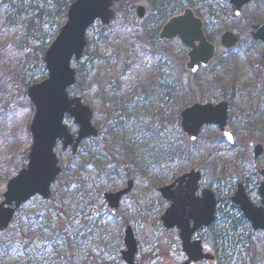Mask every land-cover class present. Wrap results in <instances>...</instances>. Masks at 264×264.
<instances>
[{
    "label": "rangeland",
    "instance_id": "rangeland-1",
    "mask_svg": "<svg viewBox=\"0 0 264 264\" xmlns=\"http://www.w3.org/2000/svg\"><path fill=\"white\" fill-rule=\"evenodd\" d=\"M30 1L34 0H28L29 4ZM35 1L34 7L38 9L47 8L51 11L54 5L53 0ZM193 1L198 6L192 9L202 11L201 18L207 24L206 35L216 46L215 60L208 68L196 74L190 73L186 68L188 50L178 39L161 42L157 36L155 40L146 43L147 46L156 45L158 48L156 62L158 68L161 67L166 84L173 80L179 81L186 86V90L191 87L190 96L188 95L185 102H180L176 108L174 103H166L153 97L144 104L143 114L146 117L130 118L122 135L137 143L136 166L127 160L119 145L114 144L113 137L107 136V122L102 113L98 90L91 88L89 100L85 101L82 89L72 88L69 91L70 95L82 98L84 104L93 111V125L99 130V137L84 141L75 156L72 155L71 149L63 151L62 145L58 143L55 154L59 159V165L63 172L66 168L70 169V175L66 177L61 175L57 179L52 186V197L49 201L36 197L24 204L17 211L8 230L0 232V264H33V261L41 259L40 257L46 261L45 264H121L117 257H121L120 252L124 250L123 235L126 226L133 229L139 244L136 259L138 264H141L142 260V264L183 263L185 255L182 253L178 231L165 230L161 222V217L169 207V203L162 199L159 189L170 185L191 170L201 172L202 186L213 190L220 197L222 203L219 206L221 212L218 217L221 223H228L226 218L228 214L239 219L236 216L237 212L229 205L234 190L231 191L232 186L230 189L228 187L232 184L236 186L238 178L236 179L233 173L225 177H214L212 173L215 172L214 164L219 168L226 158L233 161L237 156L241 159L240 167L243 169L249 144L264 146V71L259 66L253 65L254 59L249 50L252 47L250 37L252 25L256 22H264V2L259 8L256 0H252V3L243 10L241 18L236 19L233 15L231 18L228 15L218 23L213 22L208 15L212 6L210 1ZM66 2L68 6L71 5L70 0ZM149 3L150 0H123V4L114 7L116 15L121 12V17L130 19L131 25L134 24L133 37L136 33H143L144 30L141 29L143 27H146L147 33L155 28L152 22L147 21L150 16ZM139 6L147 10L146 18L141 22L136 17V9ZM215 6L220 10L229 7L232 14L229 0H218ZM66 21L67 18L63 16L55 19L44 17L41 26L45 33L50 35L45 43L44 52H42L44 42L33 41L35 38L31 36L27 38L32 39L29 40L31 47L22 46L27 34L24 27H16L9 35L0 36V204L4 201L3 196L8 184V180L4 177L10 174L17 175V172L10 168L20 162V153L28 151L32 143V138L30 142L25 141V128L27 123L30 126L35 111L33 106V109L30 108L27 91L31 86L48 79L43 58ZM60 25L63 26L60 28ZM100 27L102 26L98 22L90 29L87 33L88 41L93 40ZM225 32H232L240 38V44L233 49V54L239 60L238 83L228 92L221 90L226 81L223 84L219 83L220 85L217 83L224 74L216 68L218 58L226 57L228 52L220 43L221 36ZM117 47L119 44L113 46L111 44L104 47L101 53L104 57H108L113 55ZM86 59L84 57L81 62H73V68L78 71ZM97 68L101 75L105 72L104 67L97 66ZM214 69L217 72L213 73ZM251 69H254V72ZM114 70L119 71L116 68L110 69V72ZM154 72V69L151 70L152 74ZM197 83L202 85V90L196 87ZM220 102H228L230 106L228 127L235 136L236 143L233 147H229L225 142L214 143L215 134L219 133L218 129L205 130L196 142H199L198 146H203L198 151L200 153L196 152L181 164L155 165L154 158L156 160L160 142L157 138L148 135L147 129L151 127L154 133H159V140L162 143L168 139L171 141L173 137L190 143L180 127V113L184 109L183 106ZM259 112L261 118L258 117ZM64 124L70 134L76 138L79 127L74 119L66 116ZM179 129L183 134L182 137ZM113 146V155H111L107 152V148ZM260 164L264 167V157ZM183 166L184 168L180 169ZM129 181L134 182V188L122 199L118 214L112 216L104 195L123 190ZM81 183H84L86 188L93 187L95 190L84 196L78 190ZM64 193L73 196L60 201L57 197ZM252 198L256 200L257 196L253 194ZM109 223L110 230H104ZM95 225L101 228L95 229ZM149 225H153L154 228L152 237L146 232ZM238 226L237 235H243L242 240L251 232L254 233L249 224ZM11 231L17 235L14 240ZM57 231L59 233L56 235ZM255 235L256 240L262 239L257 244L259 246L256 254L246 255L242 246H239L234 249V253L227 252L228 256H232L231 264H264V234L255 233ZM201 239L210 245L213 244L210 234L202 233ZM27 242L30 243V249L25 252L23 245ZM51 242L54 243L51 245ZM211 252L214 253V250ZM56 257L58 260L55 263L53 261L57 259Z\"/></svg>",
    "mask_w": 264,
    "mask_h": 264
},
{
    "label": "water",
    "instance_id": "water-1",
    "mask_svg": "<svg viewBox=\"0 0 264 264\" xmlns=\"http://www.w3.org/2000/svg\"><path fill=\"white\" fill-rule=\"evenodd\" d=\"M122 0H76L69 8L67 22L57 38L46 51L44 63L48 79L33 85L28 90V98L35 108V114L30 125L32 145L28 155V164L17 176L8 182L4 201L0 204V232L8 230L16 212L35 197L49 201L51 188L62 174L55 148L61 143L63 151L71 149L76 155L82 142L98 137L99 132L93 126V112L80 97H71L69 90L76 85L77 72L72 67L73 61L83 59L87 47V33L97 22L107 27L115 18L113 10ZM252 0H230L234 17L240 18L243 9ZM139 21L146 17V9L139 6L136 9ZM252 35L256 41L264 44V26L252 27ZM159 39L173 41L179 39L188 49L186 68L195 74L199 69H206L214 60L216 47L210 43L204 32V23L192 9H186L182 14L170 19L162 28ZM240 39L232 32H226L221 37V45L225 50L235 48ZM229 107L226 102L218 105L195 104L181 113V126L191 142L197 141L205 126H216L229 145L235 143V137L228 128ZM74 119L79 127L77 137L70 134L64 124L65 117ZM228 134L232 139L228 138ZM263 154L262 146H249L251 165L256 167L258 158ZM264 178V171L261 172ZM201 181V173L192 170L180 177L174 184L159 190L161 197L171 203L161 218L167 231L177 229L182 243V252L187 260L181 264H197L207 261L214 264L215 257L205 253L201 241H194L193 236L202 229H209L215 222L217 201L210 190L203 191L202 199L195 195ZM186 183L171 192L176 184ZM134 182L129 181L124 190L104 195L112 215L119 211L121 200L133 190ZM259 195L262 207H255L242 185L238 186L232 202L240 207L246 221L251 224L254 232H264V183ZM193 223V226H191ZM153 225L147 228V234L152 237ZM124 247L121 259L124 264H136L139 252L138 242L133 229L127 227L124 232Z\"/></svg>",
    "mask_w": 264,
    "mask_h": 264
},
{
    "label": "trees",
    "instance_id": "trees-1",
    "mask_svg": "<svg viewBox=\"0 0 264 264\" xmlns=\"http://www.w3.org/2000/svg\"><path fill=\"white\" fill-rule=\"evenodd\" d=\"M75 1L76 0H70V3L72 4ZM206 1L212 3L208 15L213 22L217 21L221 23L224 17L226 18L228 15L232 18L229 7L220 10L215 6L217 4L216 1ZM35 2V0L32 2L30 1L29 4L28 0H0V36L9 35L11 32H14L16 27H24V31L27 34L22 42V46H30L29 40L32 39L27 38L31 36V38H35L33 41L40 40L44 42L42 49V52H44L46 48L45 43L50 35L43 30L41 26L42 20L46 16L52 19L60 18L61 16L67 18V12L70 6H68L66 0H53L54 5L51 11H49L47 8L38 9L34 7ZM256 2L260 8L264 0H256ZM121 4H123V1ZM197 6L198 4L193 0H150L148 7L150 16L147 21L152 22L155 26L151 32L149 31V33H147L146 27H143L141 29L144 30V32L136 33L133 37L132 27L134 24L132 23L131 25L132 21H130V19L121 17V12L119 11L120 13L115 16L114 21L109 27H100L93 40L88 41L84 53V57L87 59L80 65L77 71L78 80L74 88L82 89L85 101L89 100L91 88L98 90L102 113L107 122V136L113 137L114 144L117 143L119 145L127 160L131 161L133 165L137 166V143L135 140L133 141L122 135L130 118L133 116L138 117L137 119H139V117H146L143 114L144 104L153 97H157L166 103H174V108H176L180 102H185L188 95L190 96L191 94V87L186 90V86L179 81L173 80L166 84L165 76H163L161 72V67L158 68L156 62L158 48H156V45L147 46L146 43H149V40L156 39L162 27L171 17L183 12L186 8H194ZM196 14L199 17L203 15L200 10H196ZM62 26L63 25H60L59 27L61 28ZM208 38L209 41H211L210 37ZM111 44L112 46L119 44V47L114 49L113 55L111 54L108 57H104L101 53L103 48ZM158 44L162 45V43L159 42ZM97 66L104 67L105 72L102 73V75L100 70H97ZM116 68H118L119 71L114 70L110 72V69L113 70ZM216 68L224 74L217 83L223 84V82L226 81L221 90L228 92L230 89H234L238 83L239 60L238 57L233 54V50L228 51L226 57L218 58ZM153 69L155 72L152 74L151 70ZM215 72H217L216 69H214L213 73ZM196 87L200 90L203 89L202 85L199 83H197ZM186 106L187 104L183 107L185 108ZM30 108L33 109L32 105H30ZM163 122H165V120H163ZM146 132L148 135L157 138L160 142L156 160L154 158V163L156 161L155 165L181 164L185 159L191 157L196 152L200 153L198 151L203 147L198 146L199 142L191 144L184 139L178 140L174 137L171 138V141L168 139L162 143V141L159 140V133H154L151 127L147 129ZM179 134L181 137L183 136L180 129ZM223 140V137L217 132L214 137V143L221 144ZM25 141H31L28 123L25 128ZM114 146L107 148V152L111 155H113ZM28 153L29 150L20 153V162L14 164L10 169H14L17 174L24 169L28 162ZM225 163L226 168L222 170L217 168V164H214V173L221 175L231 173L229 167L233 166L234 163L230 162L228 158ZM183 168L184 166L180 167V169ZM62 175V177L70 175V169L66 168ZM13 177L14 176L10 174L6 175L4 178L10 181ZM68 190L69 187H67V192H69ZM78 190L82 195L88 196V194L92 193V190L95 189L93 187L86 188L85 184L81 183ZM72 196L73 195L70 193H64L57 198L60 199V201H65ZM236 216L239 218L238 220L235 219L236 217H233V215L228 214L226 217L228 223H221L220 226H214L208 231L213 244L210 245L207 242L206 245L209 249L214 250L217 264H231L232 256H228L227 252L234 253V249L239 246H242L241 248L245 250L246 255L250 253L256 254L259 246L257 244L262 241V239L256 240L257 236L252 232L242 240L243 235H237L239 229L238 225L247 226L248 223L241 216L239 217L238 214ZM16 221L17 220H15V222ZM96 228L101 227L95 225V229ZM110 228L111 224L109 223L104 227V230L109 231ZM59 231L61 232V230ZM59 231L55 234L57 235ZM16 236V233L11 231L13 240ZM53 243L54 242H51V245ZM68 243L69 242H67V244ZM29 244L28 242L24 243L23 249L25 252L30 249ZM40 258L41 259L34 260L33 264L46 263V261L42 259L43 257ZM117 259L122 264L121 258L117 257ZM57 260L58 258L54 259L53 262L56 263ZM142 262L143 260L141 264Z\"/></svg>",
    "mask_w": 264,
    "mask_h": 264
},
{
    "label": "flooded vegetation",
    "instance_id": "flooded-vegetation-1",
    "mask_svg": "<svg viewBox=\"0 0 264 264\" xmlns=\"http://www.w3.org/2000/svg\"><path fill=\"white\" fill-rule=\"evenodd\" d=\"M179 15V14H178ZM197 15V14H196ZM198 16V15H197ZM201 18V17H200ZM201 20L203 21V19L201 18ZM203 23H204V32H205V34H206V31H205V29H206V27H207V24L203 21ZM257 25H263L264 26V22H256L254 25H252V27L253 26H257ZM252 27H251V32H250V37H251V48L249 49L250 51H251V53H252V56H253V59H254V61H253V65L255 66H259L263 71H264V44L262 43V42H259V41H256L254 38H253V35H252V33H253V31H252ZM187 55H188V52H187ZM253 72H254V69H251ZM157 98V97H156ZM158 99V98H157ZM147 101H149V100H147ZM220 103H222V102H220ZM227 104H228V107H229V112H230V106H229V103L228 102H226ZM195 105V104H194ZM201 105H205V104H201ZM212 105H218V104H212ZM193 106V105H192ZM189 107H191V106H186L182 111H181V113L185 110V109H187V108H189ZM229 112H228V115H229V118H228V125H229V120H230V114H229ZM181 113H180V127H181V130H182V132L184 133V131H183V129H182V126H181ZM260 113L261 112H259L258 113V117L260 116ZM260 121V120H259ZM228 125H227V128H228V130H229V127H228ZM214 128H216V129H218V131H219V134H220V130H219V128L218 127H216V126H205V127H203L202 128V130H201V132H200V135H199V137H198V139H197V141L199 140V138H200V136H201V133L203 132V131H211V130H213ZM230 131V130H229ZM231 132V131H230ZM232 133V132H231ZM185 134V133H184ZM186 135V134H185ZM188 137V136H187ZM189 139V138H188ZM223 142H222V144H224V142L229 146V147H233L234 145H235V143H236V141H235V143L233 144V145H229L228 143H227V141L225 140V138L223 137ZM190 141V140H189ZM196 141V142H197ZM196 142H191L190 141V143L191 144H195ZM250 144H254V143H250ZM250 144H249V146H250ZM255 145V147H257V146H262V148H263V154L258 158V160H257V162H256V167H253L252 165H251V162H250V158H249V146H248V149H247V158L243 161V163H244V168L242 169L241 167H240V157L239 156H237L233 161H231V159L230 158H228L229 159V161L230 162H232V163H234L233 164V166H231V167H229V170L231 171V173H233L234 175H236V179H237V182H236V186H235V184L233 185H228V187H229V189H230V187H231V191L232 190H234V193H233V196L229 199V205H230V207H231V209L232 210H234V211H236L237 212V214L239 215V217L241 216L242 218L244 217L243 216V214H242V212L240 211V207L239 206H236L233 202H232V198L234 197V195H235V193H236V190L238 189V186L239 185H242L243 187H244V189H245V192H246V195L248 196V198H249V200L251 201V203L255 206V207H257V208H260V207H262V199H261V197H260V195H259V190H260V188H261V186H262V184L264 183V178H263V176H261V172L262 171H264V167L260 164V161H261V159L264 157V146L263 145H261V144H254ZM227 159V158H226ZM226 159H225V161L223 162V164L221 165V166H219V169L220 170H222V169H224V168H226ZM192 171V170H191ZM190 171V172H191ZM196 171V170H195ZM189 172V173H190ZM196 172H199V171H196ZM199 173H201V172H199ZM188 174V173H187ZM213 174V176L214 177H220V176H222V177H225V176H229V174H226V175H221V174H215V173H212ZM184 175H186V174H184ZM184 175H182V176H184ZM182 176H180V177H182ZM179 177V178H180ZM179 178H177L174 182H172L170 185H172V184H174ZM202 180H203V176H202V173H201V181H200V183H199V186H198V191H197V193H196V195H195V198L198 200V199H202V197H203V191L204 190H210L214 195H215V199H216V201H217V207H216V212H215V222H214V224L210 227V229L212 228V227H214V226H220L221 225V221L219 220V212H221V207H219L220 206V204L222 203L221 202V199H220V197H218L217 196V194L213 191V190H211V189H209L208 187H203L202 186ZM128 183V182H127ZM126 186H127V184H126ZM179 186H181V187H186V183L185 182H183L182 184H176V186L172 189V191L171 192H174V191H176L178 188H179ZM126 188V187H125ZM124 188V189H125ZM234 188V189H233ZM253 194H255L256 196H257V199L256 200H254L253 198H252V196H253ZM169 203V207L171 206V203L170 202H168ZM168 207V208H169ZM219 208H220V210H219ZM244 219V218H243ZM220 223V224H219ZM191 226H193V223H191ZM127 227V226H126ZM251 227V226H250ZM210 229H202V230H199L198 232H196V234L193 236V240L194 241H201L202 242V245H203V249H204V252L205 253H210L211 255H213L214 257H215V263L214 264H217V258H216V255H215V253H212L211 252V249H209L208 247H207V245H206V241L204 240L203 241V239H201V235H202V233H207L208 234V231L210 230ZM178 236H179V232H178ZM186 260V259H185ZM136 264H138L137 263V260H136ZM204 264H209V263H207V262H204Z\"/></svg>",
    "mask_w": 264,
    "mask_h": 264
},
{
    "label": "snow or ice",
    "instance_id": "snow-or-ice-1",
    "mask_svg": "<svg viewBox=\"0 0 264 264\" xmlns=\"http://www.w3.org/2000/svg\"><path fill=\"white\" fill-rule=\"evenodd\" d=\"M225 135H228V134H225ZM228 138H229V139H232V137H231L230 135H228Z\"/></svg>",
    "mask_w": 264,
    "mask_h": 264
}]
</instances>
